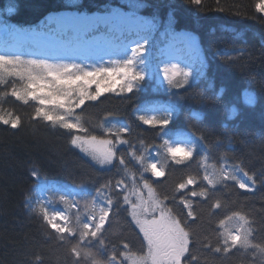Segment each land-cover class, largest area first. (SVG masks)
I'll return each instance as SVG.
<instances>
[{"label": "snow or ice", "instance_id": "1", "mask_svg": "<svg viewBox=\"0 0 264 264\" xmlns=\"http://www.w3.org/2000/svg\"><path fill=\"white\" fill-rule=\"evenodd\" d=\"M191 2L199 5L201 0ZM128 6L135 10L143 4L130 2ZM254 7L256 12L264 14V0H257ZM117 17L121 18L124 27L105 48L87 42L86 47L72 49L25 53L20 48L5 47L0 51V86L5 89L0 91V105L11 96L32 107V121L64 130L72 148L98 165L99 170H115V175L119 176L115 180L109 177L98 186L92 181L94 192L83 182L58 183L50 189L56 196V203L51 199L33 201L26 197L25 207L54 231L58 241L70 245L68 252L72 264H198V257L192 250L198 241L193 239L190 228V224L198 219L197 204L208 203L209 216H215L223 207L218 192L229 187L230 182L239 189L252 192L256 181L243 169L241 162L230 163L226 155L213 159L202 137L170 132L168 125L177 111L172 104L145 103L133 110L140 125L156 130L162 140L158 145H146L142 138L133 142L128 138L131 127L115 118L105 117L97 126L98 132L85 127L77 110L82 112L88 102H96L105 94L131 99L148 87L164 89L165 84L166 91H186L195 80L206 79L202 61L194 62L193 66L182 65L175 57H166L163 53L153 57L151 34L160 27V21L155 17L145 19L136 11L121 13L118 8H112L101 17H60L57 22L83 26L87 35ZM172 23L171 19L164 22L166 31ZM5 31H9L8 25H5ZM189 43L191 47H197L194 37L189 38ZM10 83L12 87L8 88ZM207 87L211 89L213 84L209 82ZM223 94L221 88L212 99L225 107L230 120L237 116L238 106L225 104ZM199 96L201 102L208 99L203 90ZM257 102L253 92L247 88L243 90L241 104L254 107ZM161 112L167 115H158ZM192 116L203 119L195 112ZM0 124L17 129L22 126V119L0 106ZM223 131L229 139L227 151L230 150L232 130L224 125ZM222 146L220 140L214 144L216 148ZM194 154L199 157L196 162L202 175H188L174 185L171 196L165 194L161 198L151 178L165 176L169 162L184 165L194 159ZM148 173L150 176H146ZM31 175L39 184V173L33 169ZM169 200L180 209L179 214L169 206ZM121 212H125L131 218L130 224L138 229L137 235L142 237L141 248L134 251L126 241H121L120 245L112 246L109 254L106 226ZM252 223L247 213L233 211L218 220L213 230L214 247L207 239L199 243L217 254L228 255L233 250L245 254L251 252L254 260L259 257L264 264V243L254 240ZM33 264H42V257L37 254Z\"/></svg>", "mask_w": 264, "mask_h": 264}, {"label": "trees", "instance_id": "2", "mask_svg": "<svg viewBox=\"0 0 264 264\" xmlns=\"http://www.w3.org/2000/svg\"><path fill=\"white\" fill-rule=\"evenodd\" d=\"M130 2L142 3L143 7L134 10L128 6ZM256 2L201 0L196 5L191 0H0V28L8 25V28L27 32L38 27L50 14L66 11L106 14L110 9L118 8L125 12L136 11L145 19L155 17L160 21L155 35L185 32L197 37L205 60L206 79L195 80L186 91L148 87L131 99L105 94L96 102H88L82 112L77 111L85 127L92 130L98 132L97 126L105 117L109 120L115 118L131 127L128 138L133 142L142 138L146 145H158L162 140L156 130L140 125L133 110L145 103L175 105L176 114L168 125L170 132L202 137L213 159L226 155L230 163L241 162L243 169L254 176L256 185L252 192L239 189L230 182L229 187L217 193L223 207L215 216H209L208 203L197 204L198 219L190 224V228L193 239L198 241L192 246L198 264H261L260 258L254 260L251 252L245 254L233 250L228 255L217 254L199 243L207 239L214 247L216 237L213 230L218 220L233 211L248 214L253 222L254 240L264 243V14L256 12ZM9 8L13 11H7ZM169 19L173 23L166 31L164 22ZM4 41L5 45L15 43L11 38ZM209 82L213 84L211 89L207 87ZM16 86H20L19 82ZM7 87L11 88L12 84ZM221 88L224 89V103L238 106L237 116L230 120L225 107L212 99ZM246 88L258 99L254 107L241 104L242 92ZM2 90L5 89L0 86ZM202 90L208 97L204 102L199 96ZM0 106L22 119V126L17 129L0 124V264H33L37 254L42 257V264H72L68 252L70 245L58 241L54 231L25 207L26 197L33 198L40 184L83 182L94 192L92 181L98 186L109 177L115 180L119 176L115 175V170H99L98 165L72 148L70 137L64 130L32 121V107L11 96L6 97ZM193 112L203 119H195ZM158 115L167 114L161 112ZM224 125L232 130L230 150L227 151L229 139L224 134ZM217 140L223 142L222 147H214ZM198 159L194 154V159L184 165L169 162L165 176L151 178L161 198L165 194L171 196L174 185L188 175H202L197 166ZM33 169L39 173V184L31 175ZM54 198L56 201L55 194ZM167 203L179 214L180 209L171 200ZM130 219L121 212L106 226L109 254L112 246L120 245L121 241H126L134 251L140 250L142 237H138V229L130 224Z\"/></svg>", "mask_w": 264, "mask_h": 264}, {"label": "rangeland", "instance_id": "3", "mask_svg": "<svg viewBox=\"0 0 264 264\" xmlns=\"http://www.w3.org/2000/svg\"><path fill=\"white\" fill-rule=\"evenodd\" d=\"M120 12L129 13L123 10H120ZM104 15L105 14L86 15L73 11H67L46 16L42 21L43 24H39L38 28L29 32H21L20 30H14L11 28H9V31L6 32L5 28H0V51L5 48L3 41L6 38H11L15 41V43L11 46L12 50L20 48V50H23L25 53L86 47L87 42H91L94 47L105 48L111 41L112 37L119 35V29L124 27L120 17L112 20L108 25L101 24L98 30L89 31L87 35H85L87 30L83 26L61 24L57 22L58 17H101ZM46 18H52V21L48 22ZM125 35H127L126 32ZM190 37L194 36L187 33L172 32L155 35L154 31L151 34L153 57L156 58L163 53L166 57H175V59L180 61L182 65L193 64V66H195L194 62L199 60L202 61L205 66V61L199 51L197 39L194 37L197 47L193 48L189 43ZM166 88L167 85L165 84L164 89ZM81 154L84 156L83 153ZM51 188L50 186L40 185L37 187L35 196L32 200L35 201L37 198H43L51 199L54 203H56L54 193L50 190ZM56 206L61 207L59 204H56Z\"/></svg>", "mask_w": 264, "mask_h": 264}, {"label": "bare ground", "instance_id": "4", "mask_svg": "<svg viewBox=\"0 0 264 264\" xmlns=\"http://www.w3.org/2000/svg\"><path fill=\"white\" fill-rule=\"evenodd\" d=\"M90 17V16H89ZM92 17H94V16H92ZM58 18H60V17H58ZM46 20L48 21V22H51L52 21V18H46ZM43 24V23H42ZM69 33V32H68ZM181 61H182V59H181Z\"/></svg>", "mask_w": 264, "mask_h": 264}]
</instances>
